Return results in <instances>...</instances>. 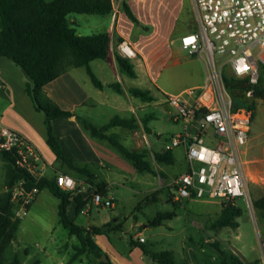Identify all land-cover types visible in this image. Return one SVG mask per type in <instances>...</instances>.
Listing matches in <instances>:
<instances>
[{"label": "rangeland", "instance_id": "374dc122", "mask_svg": "<svg viewBox=\"0 0 264 264\" xmlns=\"http://www.w3.org/2000/svg\"><path fill=\"white\" fill-rule=\"evenodd\" d=\"M191 1L193 4V0H186V7L176 24L172 38L173 58L178 57L181 61L179 64H170L160 75V84L168 90L178 91L182 86L191 84L187 74L188 58L197 56H192L188 51L180 48L181 36L198 29L197 14ZM71 17H79L81 26L77 28L83 34L106 29L104 15L73 12ZM131 59L137 64V58ZM196 61L198 65L201 62L200 58ZM91 67L99 78L104 77L109 83L119 82L124 91L118 92L108 86L107 82L105 91L99 92L86 66H79L76 71L81 79L87 81L90 93L103 102L90 107V116L86 118L98 126L109 122L117 114L126 117L134 115L138 118L139 126L134 129L115 126L111 131L118 132L122 141L131 148H147L153 160L154 170L139 171L129 159H127L129 165L123 171L108 169L103 163H96L93 170L100 174L101 178L109 181L108 195L114 197V206L97 205L90 198L88 211L77 214L76 203L72 201L68 208L69 217L85 226L107 223L120 226L100 234L99 238L112 254L124 262L158 264L152 262L151 257L134 242L140 236H144L143 242L149 250L171 249L178 264H220V253L211 244L216 240L224 249L238 253L248 264L251 262L264 264V214L255 207L254 203L249 207L245 197L238 198L237 204L243 210L238 216L239 225L213 229L211 223L221 213L223 202L221 197L212 195L202 198L174 199L173 194L176 189L171 182L187 168L186 147L180 144L173 148L172 163H158L153 157V151L165 149L170 137L181 132L184 127L183 120L175 119L179 110L167 101V94L159 91L150 81L139 83L140 81L135 77L122 72L112 59H94L91 61ZM260 73L264 77V63L260 64ZM134 86L149 88L155 98L144 100L131 93L128 89ZM243 100L255 103L250 132L253 147L249 152L243 153V157L261 156L264 146V100L255 96L244 97ZM1 105L2 103L0 108ZM146 114H152L148 122L151 128L149 132L145 131L142 123V116ZM53 166L79 175L77 171L69 169L60 161ZM53 166L49 165L47 168L49 176L57 173L54 172ZM4 178V161L0 157V189L4 186ZM155 191H158V194L153 196ZM86 193L89 195V191ZM250 194L254 202L258 192L250 189ZM59 202L60 199L49 188L40 190L27 213L19 216L21 222L17 239L10 245L8 254L10 258L19 253L21 264L99 263L100 259L89 253L72 260L81 241L60 222ZM167 211H175L176 215L164 219L159 225L152 224L153 218L159 212Z\"/></svg>", "mask_w": 264, "mask_h": 264}, {"label": "trees", "instance_id": "16d2710c", "mask_svg": "<svg viewBox=\"0 0 264 264\" xmlns=\"http://www.w3.org/2000/svg\"><path fill=\"white\" fill-rule=\"evenodd\" d=\"M123 10L135 22L141 24L127 1L122 3ZM113 11V0H0V56L9 58L24 72L26 89L37 110L45 116L47 129V143L56 154V159L66 164L69 169L77 171L75 175L80 181L84 179L90 186L89 190L107 196L110 185L107 181L98 179L89 166H79L69 157L63 146L59 134L54 126V120L63 116H74L77 113L72 109L63 108L45 90L46 84L54 80L70 68L86 66L91 80L99 88L106 85L96 75L91 67V61L97 58L112 59L120 70L130 76H136L134 63L131 57L121 54L118 49L112 48V36L107 30L89 34H80L70 21V15L77 13L109 14ZM149 29V26H147ZM239 81L229 84L233 92L236 105L245 104L255 110V103L244 102L243 98L248 85L245 80L235 78L227 79ZM108 86L118 92H123L119 82H111ZM131 93L144 100H153L155 97L149 89L130 87ZM255 97L264 100V77L260 73L259 81L255 84ZM254 116V113H253ZM81 123L92 135L108 139L116 146L139 171L154 170L153 160L147 148L134 149L127 146L118 132L111 131L115 126L136 128L139 126L138 118L133 116L115 115L103 125H96L86 117L77 115ZM152 114L142 116L145 131H151L148 122ZM0 157L4 161L5 189L0 192V264H21V257L16 253L12 258L8 256L10 245L17 239V232L21 217L16 215V203L12 200L11 189L19 180L25 179L26 185H38L39 189L49 188L60 199L59 218L70 231L76 234L81 241L72 260L85 253L98 257V264H117L103 246L96 240L95 235L103 234L108 230L120 226L81 225L68 215V208L72 201L76 203V213L79 214L90 204L91 194L84 192H67L62 190L56 182L54 175L44 176L38 181L25 169L16 165V158L12 151L0 149ZM153 157L158 163H172L174 161L173 149L153 151ZM155 191L153 196L157 195ZM175 203L177 201H174ZM255 207L264 214V196L254 200ZM31 204L28 208H30ZM243 213L238 204L230 201L222 202L219 217L211 223V228L219 229L225 226L237 227L238 216ZM176 215L175 211L159 212L152 220V224L159 225L166 218ZM144 253L158 264H178L171 249L149 250L141 240H135ZM220 253V264H248L238 253L224 249L218 240L211 243ZM35 264H38L36 262ZM189 264V263H183ZM249 264H253L252 262Z\"/></svg>", "mask_w": 264, "mask_h": 264}, {"label": "built area", "instance_id": "2783aa9c", "mask_svg": "<svg viewBox=\"0 0 264 264\" xmlns=\"http://www.w3.org/2000/svg\"><path fill=\"white\" fill-rule=\"evenodd\" d=\"M198 29L182 35V47L205 62V80L179 93H168L167 101L178 108L176 120L184 127L173 134L165 149L184 144L187 168L171 184L175 185L174 199L202 198L212 195L237 204L245 197L248 206L253 200L242 149L246 145L253 119V109L236 105L227 79L245 80L244 97H254L255 84L260 78V64L264 63V0H194ZM118 50L126 56L123 44ZM147 139L146 133H144ZM0 149L12 151L16 165L27 170L37 181L48 176V163L37 146L19 131L0 125ZM58 186L67 192L91 194L97 205L114 206V197L89 190V184L66 172H57ZM89 191V195L86 193ZM16 203V215L27 213L36 199L38 185L28 187L26 180L11 189ZM88 207L82 212H87ZM144 241L145 237L140 236Z\"/></svg>", "mask_w": 264, "mask_h": 264}, {"label": "crops", "instance_id": "0c3cea01", "mask_svg": "<svg viewBox=\"0 0 264 264\" xmlns=\"http://www.w3.org/2000/svg\"><path fill=\"white\" fill-rule=\"evenodd\" d=\"M123 1L129 3L141 24H135L123 10ZM185 7L186 0H113V11L104 15L106 16L105 30L111 33L113 50L118 49L117 45L120 41L129 42L134 50L135 55L131 58H137V64L133 61L136 71V76L133 77L142 84L148 81L154 83L159 91L166 94L179 93L190 86L200 85L205 80V62L200 58L201 62L199 65L196 64L199 57L194 56L188 58L189 68L187 74L190 85L182 86L177 91L168 90L159 82L164 68L172 63L179 64L181 61L178 57L173 58L172 38L176 24ZM192 7L194 8V0ZM70 21L75 25L77 32L83 34L77 28L81 26L79 17L73 18L70 15ZM147 26H149V29H147ZM180 48L188 51L182 47V44ZM189 54L193 56V54ZM112 60L115 62L114 56ZM77 68H70L67 72L50 81L46 84L45 90L63 108L72 109L77 115L89 118L90 107L103 102L92 96L87 81L81 79L76 71ZM101 80L105 85L108 82L104 77ZM105 88L106 86L98 90L104 92ZM0 103H2L0 125H6L25 135L37 146L48 165L53 166L57 163L56 154L47 143L45 116L34 106L26 89L25 74L18 65L5 56H0ZM77 115L63 116L54 120V126L66 154L73 158L77 165L89 166L93 172L96 163H103L108 169L125 170L129 165L128 158L108 139L92 135ZM250 132L248 141L242 149V158L245 161L249 189L258 192L257 198H259L264 196V146L262 147L261 156L243 157V153L249 152L253 147L251 143L253 138ZM53 168L54 172L62 171L75 176L65 169L54 166ZM94 173L98 179L109 183L107 179L101 178L100 174ZM4 189L5 184L0 192ZM99 237L100 234L95 235L96 240L117 264H135L130 261L124 262L115 254H112Z\"/></svg>", "mask_w": 264, "mask_h": 264}, {"label": "bare ground", "instance_id": "6f19581e", "mask_svg": "<svg viewBox=\"0 0 264 264\" xmlns=\"http://www.w3.org/2000/svg\"><path fill=\"white\" fill-rule=\"evenodd\" d=\"M123 47H124V49H125L128 53H130V54H134V50H133V48L130 47L129 45H127L126 43L123 44Z\"/></svg>", "mask_w": 264, "mask_h": 264}]
</instances>
